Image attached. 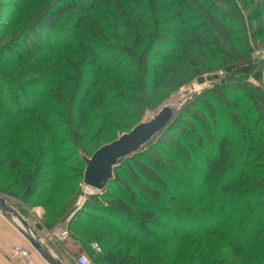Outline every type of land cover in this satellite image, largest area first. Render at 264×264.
Here are the masks:
<instances>
[{
	"label": "trees",
	"instance_id": "obj_1",
	"mask_svg": "<svg viewBox=\"0 0 264 264\" xmlns=\"http://www.w3.org/2000/svg\"><path fill=\"white\" fill-rule=\"evenodd\" d=\"M34 1L39 2L33 4L34 11L15 22L2 44V51L32 75L12 88L13 104L4 109L8 116L2 120L8 122L3 129L17 137L3 136L2 149L13 158L18 156L16 146L26 143L20 155L29 160L21 166L12 161L8 169L16 176L12 188L23 201L38 199L36 205L56 210L53 219V212L45 210L41 224L52 229L72 216L69 232L88 254L93 253L92 241L107 243L102 234L131 242L146 254L168 248L179 236V242L197 245L190 264H264V95L251 84L243 98L254 114L244 111L240 101H226V83L207 91L226 108L231 104L233 110L224 116L215 113L208 99L201 102L207 92L190 96L165 129L118 162L98 195L104 202L85 207L92 214L75 210V196L60 201V191L52 185L71 182L68 178L74 176L82 179L83 155L77 156V148L97 138L109 120H138L143 108L155 109L161 92L177 91L189 80L212 73L214 65L233 81L235 76L262 81V71H253L249 49L250 41L264 39V0ZM235 81L244 85L241 79ZM22 86L31 88L34 97L24 106L17 92ZM8 90L0 87L1 110ZM36 126L46 134L63 133L59 143L73 148H65L64 155L57 145L38 149L32 143ZM24 128L33 139H21ZM228 128L239 131L238 148ZM49 151L54 157L45 161ZM5 161L0 159V172ZM44 166L54 168L53 174L40 172ZM69 172L72 176L60 177ZM114 221L121 222L123 231L114 230ZM154 230L173 236L163 239ZM80 233L85 240L79 239ZM140 234L148 241L137 239ZM197 236L205 238L199 245ZM218 243L220 250L227 249L222 256ZM161 253L160 259L170 251ZM133 255L109 247L101 261L140 264Z\"/></svg>",
	"mask_w": 264,
	"mask_h": 264
},
{
	"label": "rangeland",
	"instance_id": "obj_2",
	"mask_svg": "<svg viewBox=\"0 0 264 264\" xmlns=\"http://www.w3.org/2000/svg\"><path fill=\"white\" fill-rule=\"evenodd\" d=\"M44 1V0H43ZM0 2L2 3L1 7H0V87L4 86L5 88H9V90L7 91L8 95L5 96L4 101H6L4 103V108L1 110L0 109V137H2V141H0V159L2 158H6L5 164L3 166L4 171L0 172V190L3 189V191H5L6 193L1 192V194L8 200L9 203L12 204V206L23 216V218H25L31 225L34 224H40L42 219L46 218L47 214H45V207L42 205H36L37 201L39 202L38 199L34 200L33 198H30L26 201H23L20 198L19 193H17V190L15 189V187L12 188V183L14 181V179L16 178V176L14 175V173H12L9 169H8V164L11 163L12 161H16L18 163L19 166H21L24 161L26 163V161L29 160L30 157H25L23 156V154L20 155V149L22 147H24L26 145V143H22L21 145L16 146L15 148V152L16 155L18 154V156H12L13 158H10L11 156H5V151L3 152L2 146L3 143L5 142V138H16L17 136H14L8 129L7 132L3 129L4 127H6L5 125L8 124V122L6 120H2V116H8V114L5 112V108L8 107V105H10L11 103L13 104L12 100V88L14 87V85H16V83H20L23 84V82H25L28 79H31L30 77H32V75L27 74L26 72H24L22 68V64L19 62H16V60L12 57H10L8 54H6L4 51H2V44H4L5 41H7V39H9L12 30L14 27L17 26H13L15 24L16 21L19 20V18L25 14V12H29L32 13L34 10H32V8H34V5H37V3H39L38 1H28V3L26 4L25 0H0ZM34 4V5H33ZM40 5V4H39ZM19 25H22L23 23H21V21L18 22ZM54 34V33H53ZM53 34L50 33V37L52 42L54 41L53 38ZM43 45H45L43 43ZM250 58L251 61L253 63V71H262L263 77H264V39L260 42H256V43H252V41H250ZM30 66V65H28ZM213 67H215V70L212 73H206L203 75L204 78L207 77H213V76H217L216 79H210V80H206L203 84H197L196 83V79L193 80H189L187 82V84H185L183 87H181L180 89H178L177 91L171 92L169 90L163 91L159 94V96L156 97L155 100V109H150V108H143L139 113V119L138 120H125L124 122L121 121H117V120H109L106 124V127L100 132L99 136L97 138H95L94 140H90L87 142H82L80 144V148H77V156L78 155H83L85 157H90L100 146L107 144L115 139H117L119 136H121L124 133L129 132L136 124L139 123V121H146L149 120L150 118L153 117V115L159 110V108L163 105H170L173 110L175 111V113L177 112V115H179L181 113L180 108L183 104L186 103V101L189 99L190 96L196 94L198 95L201 92H207L209 88H211L212 85H220L221 83H226V86L222 89V92L225 94V99L226 101H230L231 103L234 101H240V106L244 109V111L249 112L250 114H254L253 110L249 107V104H246V100L243 98V91L244 89L247 88V84H251L253 86L256 87V89L259 91V93L261 95H264V78L262 79V81L258 82L256 80H254L251 76H235V78L233 79H241V83H243L244 85L240 84L238 81H233L231 80V76H228L226 74V72L221 68V67H217L216 65H214ZM5 73L9 74L5 75ZM223 80V82L221 81ZM41 83L43 86H45L46 82L44 81V79L42 78ZM256 90V91H257ZM17 92L20 94V101L19 103L24 106L28 99H33V95L31 92V88L29 87H23L20 90H17ZM42 99H44L43 96H41ZM204 98L201 99V102L203 100L208 99L209 102H211V104H213V109L215 110V113L218 114L219 116H224L223 114H225V112L227 111V109L229 111H232L233 109H230L229 104L226 108V106L223 103H218V100L213 98L212 95L207 92V95H205L204 93ZM264 99V97H263ZM227 101V102H228ZM264 102V100H262ZM25 103V104H24ZM159 105V106H158ZM202 105V103H201ZM51 107V105L49 106ZM179 112V113H178ZM39 113H44L47 114V112L44 110L40 109ZM176 115V116H177ZM137 116V115H136ZM26 119V118H25ZM222 129H224V126H221ZM39 127L36 126L35 129L37 130ZM41 128L38 129V132L35 134V143L34 141L32 142L35 146L38 147V149L44 148V147H48V146H52V145H57V148L60 149L62 147L61 150H59V152L64 155V151L67 153V150L65 148L70 147L73 148V145H69V146H63L62 143H59L60 140H58V138L63 137V133L60 134V132L58 131V133H43V131ZM5 131V132H4ZM22 133L21 135V139L24 138L25 140L27 138H34L33 135L29 134V130L28 128H24L21 130ZM26 132L27 134H23V132ZM55 131V130H54ZM53 131V132H54ZM61 131V130H60ZM230 135L233 138L235 147L238 148L239 147V142H240V135H239V131L234 130L233 128H228L227 130ZM3 136H5V138H3ZM41 140V142H37L36 140ZM156 139V138H155ZM154 139V140H155ZM153 140V141H154ZM172 140V139H171ZM48 145V146H46ZM27 147V146H26ZM7 149H9V147H6ZM49 148V147H48ZM8 151V150H7ZM63 151V152H62ZM54 151L51 152L49 151V153H47V157L44 158L45 161H49L50 159H52L54 157ZM5 154V155H4ZM15 157H19L17 160L15 159ZM9 159V160H8ZM15 159V160H13ZM172 163L168 164L171 165ZM175 167H177L176 164H174ZM121 167H124L125 164L124 163H120ZM54 169V168H53ZM53 169L44 166L40 172L44 173L45 175H48L50 173L53 174ZM174 172H172L173 174ZM72 176L73 172H69L67 173H60V177H66L68 175ZM71 179V182L68 183H56V184H52L55 185L56 189L60 191L59 194H57V196H59L61 199H67L71 196H75V202L74 204L77 205L78 207L75 209L76 211L78 210L79 213L83 212H87V213H91L92 212L90 210H84L86 206L89 205H97L96 202L98 203H102L104 202V198L103 196H98L101 193H96L93 190L88 189L87 187H85L82 184V179L79 178L77 179V176L68 178ZM73 179H75V181H73ZM50 185V186H52ZM54 187V186H52ZM54 187V188H55ZM86 188L88 190H86ZM10 193H16L17 197H12ZM85 192V193H84ZM162 202L157 203V205H160ZM35 205V206H34ZM184 208V207H183ZM37 211V214L34 215V213L32 211ZM48 211V210H46ZM51 212H53V214H50ZM48 211V213L53 217L56 215V210L54 211ZM72 216H70V218L67 220L65 227H61L62 229L65 228L66 230H68V222L70 221ZM77 217L78 219L81 218V215H79L77 213ZM109 219V218H108ZM51 220V219H50ZM66 220V219H65ZM160 220V219H158ZM110 221V220H109ZM163 221L160 220V222ZM62 222L64 221H60L58 224L60 225ZM115 224H117V227H114L115 231H123L122 230V226L120 225L121 222H113ZM131 225L136 227V221H134V218H131ZM55 228V227H53ZM51 229V228H50ZM69 232V231H68ZM168 231L166 230H159V231H155L153 233H155L156 235L161 236L163 239H166V236L172 237L173 235H171L170 233H167ZM185 232V231H184ZM99 234H102L100 232H98ZM40 234V233H39ZM86 234V233H85ZM187 234V231L186 233ZM189 234V233H188ZM46 232L42 233V237L45 238V242L46 244H49V246L51 245H55L58 246L60 245L63 241H58V239L56 237H49L46 238ZM69 235L71 236L70 232ZM104 236V240H107V243H99V242H95L92 241L89 244L90 249L93 251V253H86V251L84 250H77L75 254H81L84 253L87 255V257L89 258V261L91 264H107L106 262H102L101 261V255L104 254V252L109 248V247H115L116 249H122V250H127L130 254L133 253V256H137V259L139 260L140 264H156L154 262H157L158 259H160L159 257H162L163 254L161 253V251L169 249L170 254L165 255L163 258L160 259V263L158 264H162L161 261H165L164 263H168L167 264H190L189 260L190 257L194 256V252H195V247H197L196 244L192 245V242H190V240H185L183 242H179V236H174L175 237V242L169 244L168 248H163V249H159V248H153L151 249V252L149 253H143L139 250V248H137V246H135L133 243L131 242H123L120 243L119 241H117L114 237L113 238H109L108 236H105L104 234H102ZM73 237V236H72ZM79 239L81 240H85L83 233H80V235L78 236ZM140 239V241H148V239L146 237H143V235H139L138 236ZM205 238H203V236H197L196 240H197V244L199 245L200 243H202L204 241ZM78 241V239H77ZM26 243V242H25ZM79 243V242H78ZM96 244L99 248L100 251L96 252L92 245ZM221 244L218 243V246L216 248L219 249V254L220 256L224 255V251H227L226 248L220 250ZM54 248V247H52ZM56 248V247H55ZM178 254V251H180ZM177 252V254H175ZM181 254V255H180ZM214 254V253H213ZM213 254H209V255H213ZM38 257V256H37ZM158 258V259H156ZM210 264V261H207L206 264ZM233 263V261H230L229 264Z\"/></svg>",
	"mask_w": 264,
	"mask_h": 264
},
{
	"label": "water",
	"instance_id": "obj_3",
	"mask_svg": "<svg viewBox=\"0 0 264 264\" xmlns=\"http://www.w3.org/2000/svg\"><path fill=\"white\" fill-rule=\"evenodd\" d=\"M216 78L217 76L207 78L200 76L196 78V83L200 85L206 80ZM174 114L175 111L170 105H163L149 120L139 122L129 132L100 146L90 157L82 156L84 162L82 184L96 193H101L113 178V170L118 162L137 153L142 146L165 129ZM0 215L46 264H64L39 234L42 226L29 224L1 193Z\"/></svg>",
	"mask_w": 264,
	"mask_h": 264
},
{
	"label": "crops",
	"instance_id": "obj_4",
	"mask_svg": "<svg viewBox=\"0 0 264 264\" xmlns=\"http://www.w3.org/2000/svg\"><path fill=\"white\" fill-rule=\"evenodd\" d=\"M32 212L34 213V215L37 214V211L35 210ZM67 220L68 218L60 224V227H65ZM40 225L42 226V230L40 232V235L42 236V233L48 232L50 228H45L41 223ZM23 244H26L25 240L0 215V264H14L11 261H9V259L7 258L8 249L11 245H23ZM47 245L50 248V250L64 264H75L73 257L76 255L75 254L76 251L81 249L83 250L81 244L78 243V241L70 235L66 241L62 242L58 246L55 245L49 246V244ZM34 264H46V263L42 259L36 256Z\"/></svg>",
	"mask_w": 264,
	"mask_h": 264
},
{
	"label": "built area",
	"instance_id": "obj_5",
	"mask_svg": "<svg viewBox=\"0 0 264 264\" xmlns=\"http://www.w3.org/2000/svg\"><path fill=\"white\" fill-rule=\"evenodd\" d=\"M86 190L88 189L86 188ZM45 236L46 238L54 236L58 239V241L64 242L69 238V232L65 228L62 229L60 225H58L46 232ZM42 239L45 241L44 237H42ZM92 247L96 252L100 251L96 244H93ZM36 256L35 252L27 243L23 245H11L7 252V258L14 264H34ZM73 260L75 264H91L89 258L84 253L76 254L73 257Z\"/></svg>",
	"mask_w": 264,
	"mask_h": 264
}]
</instances>
